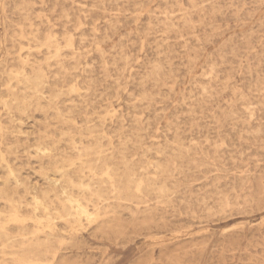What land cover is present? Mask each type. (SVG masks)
<instances>
[{"label": "rangeland", "instance_id": "374dc122", "mask_svg": "<svg viewBox=\"0 0 264 264\" xmlns=\"http://www.w3.org/2000/svg\"><path fill=\"white\" fill-rule=\"evenodd\" d=\"M51 231L36 264H264V0H0V263Z\"/></svg>", "mask_w": 264, "mask_h": 264}, {"label": "bare ground", "instance_id": "6f19581e", "mask_svg": "<svg viewBox=\"0 0 264 264\" xmlns=\"http://www.w3.org/2000/svg\"><path fill=\"white\" fill-rule=\"evenodd\" d=\"M25 78H26L27 81H29L31 83V86L33 87V89H38L43 84V78H42V76L40 75L39 72H36L32 77H25ZM79 156H81V155H79ZM103 174L105 175L106 178H108V181L111 184V186H113L114 182H113V179L111 178L110 173L108 172L107 168L104 170ZM53 182H54V179H53ZM130 182H129V184H130ZM82 186H86L84 182H81L80 187H82ZM125 189L127 190L128 186ZM136 189L139 190L140 189V185H137ZM85 191H86V189H85ZM85 191L82 190V193H84ZM71 192H72V189H71ZM79 192H80V190H79ZM94 193L95 194L97 193L101 197L102 196L101 194L103 193V189L102 188H97L96 191H94ZM35 195H36V193H35ZM33 200L35 201L34 203H36V205L42 207L43 210L46 209V202L41 201L39 197L33 196V199H31V201L33 202ZM60 203H61V212L64 213L63 217H73L74 218V220H73L74 222H77V220L79 219L80 215H84L87 218L90 217L91 215H93V213H90L86 209L85 206H83L82 204L79 203V201L72 200L69 196L66 197V198H63L62 200H60ZM72 203H75V205H72ZM10 215H11L10 216V221H13V222H16V223H19V224H22L25 221V218L22 215L19 214L18 209L16 207H13ZM2 236L4 238L2 239L1 244H2L3 248H8L9 247L12 250L10 255H11V258H12V262L14 264H36L37 262H39V259H36V255H37L36 252L39 249H41V248L48 247L50 245V241H51L50 238L51 237L56 238V235L54 234V232L51 231L50 233H46L43 239L35 236L32 240H29V242H27V243H19V246H20L19 249L15 250V249H13L14 245H13V243L10 242V237L8 236V234H6L4 232ZM61 241H62V239L58 240V242H61ZM46 249H48V248H46ZM3 253H4V255H7V253H5V252H3ZM0 264H3V263H0Z\"/></svg>", "mask_w": 264, "mask_h": 264}]
</instances>
